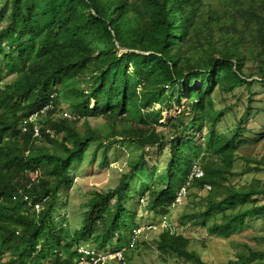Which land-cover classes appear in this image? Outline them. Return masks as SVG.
<instances>
[{"label":"trees","instance_id":"16d2710c","mask_svg":"<svg viewBox=\"0 0 264 264\" xmlns=\"http://www.w3.org/2000/svg\"><path fill=\"white\" fill-rule=\"evenodd\" d=\"M7 17L0 27V65L12 73L8 81L0 78L1 264H74L86 242L99 252L129 246L136 228L128 223L135 216L125 200L128 177L148 165L147 148L166 142L168 178L164 187L148 189L147 212L164 217L189 183L188 190L210 189L195 223L211 234L226 236L247 217L264 214V204L254 197H264L261 181L229 183L243 128L219 132L223 110L213 106L212 97L216 87L226 93L245 90L244 115L253 84L264 85V0H10ZM180 85L194 99L191 117L172 120L166 137L155 106ZM64 101L75 119L57 115ZM35 112L38 138L32 123L21 129ZM100 116L111 123L107 134L87 121ZM200 136L205 141L196 145ZM96 140L129 141L142 152L116 188L93 194L71 233L54 224V196L72 183V165ZM95 157L96 149L90 162ZM194 164L200 175L189 179ZM30 172H37L38 180L27 188ZM22 192L40 203L39 212ZM156 244L163 252L178 251L190 264H208L170 228L160 232ZM263 261L264 250H250L227 264Z\"/></svg>","mask_w":264,"mask_h":264},{"label":"rangeland","instance_id":"374dc122","mask_svg":"<svg viewBox=\"0 0 264 264\" xmlns=\"http://www.w3.org/2000/svg\"><path fill=\"white\" fill-rule=\"evenodd\" d=\"M9 4L10 0H0V27L9 20L7 17ZM0 70L1 79L8 81L12 78V73L6 70L5 65H0ZM246 72H249V68H246ZM195 85L199 87L201 82L196 81ZM89 86L90 84H86L83 87L88 89ZM251 89L253 95L250 97L249 111L244 115L243 111L247 103L245 90L237 89L233 93H226L216 87L212 93L213 106L223 110V116L216 122V129L230 135L235 127L243 128L236 138L238 154L229 182L233 186L247 185L254 179L264 185V85L254 83ZM193 100L187 95L186 88L180 85L174 88L166 102L156 104L155 109L161 112L159 123L164 127H160V131L164 136L169 137L172 133L170 126L172 120L182 117L187 121L191 117ZM66 101L61 104V112L57 113L59 117H63L65 112L70 114ZM93 105L94 101H91L90 107ZM240 117L242 118L239 120ZM87 121L104 134L112 130L108 117L89 118ZM84 123L81 121L78 127L82 129ZM202 136L196 138L194 142L196 145L204 143ZM111 141H93L84 151L82 159L72 165V183L63 187L59 194L54 196L53 220L56 226L66 227L71 233L79 228L87 202L93 194L96 191H110L116 188L121 176L130 171V163L138 159L142 152L141 147L129 141L116 144L110 143ZM105 145L108 146L103 158L102 147ZM94 149H96V157L90 162ZM170 149L168 142L159 147L147 148L145 158L148 160V165L128 177L129 192L125 200L128 211L135 213L133 221L128 219V223L141 230L132 246L123 245L121 252L125 262L127 264H190L179 255L178 251L163 252L157 246L156 238L165 228H170L186 237L187 249L197 253L208 264H227L230 259L236 257L237 253L247 254L250 250H264V214L247 217L243 223L231 228L226 236L211 234L201 224L195 223L206 206L204 199L208 197L210 189L200 191L197 187L190 186L188 196L183 203L170 209L164 217L145 210L149 199L148 189L157 190L166 184ZM203 153L202 147L201 155ZM223 190L221 188L219 192ZM254 197L257 204H264L263 196ZM108 208L109 205L106 209ZM150 225H157V228L149 229ZM94 246L93 242L82 244V248L87 251L102 253ZM262 263L264 264V261Z\"/></svg>","mask_w":264,"mask_h":264},{"label":"built area","instance_id":"2783aa9c","mask_svg":"<svg viewBox=\"0 0 264 264\" xmlns=\"http://www.w3.org/2000/svg\"><path fill=\"white\" fill-rule=\"evenodd\" d=\"M46 109H48V106L43 107L40 112H44ZM39 112H35L34 114H32L28 119L24 120L22 123V131L25 132L27 131L28 127H27V122L32 123L31 124V129L33 131V135L35 138H38L40 136V124L38 122H36V117L37 114ZM63 117L64 118H69V119H75L74 116H72L71 114H69L68 112L63 113ZM194 175L199 176L200 175V168L197 164H194L192 166V171L191 174L189 176V179H191ZM30 183L27 185V188H29L32 183L36 182L38 180V174L37 172H30ZM188 184L186 183L184 186H182L176 195V198L174 200V202L171 205V209H174L175 207H177L178 205H180L181 203H183V201L187 198L188 196ZM22 197L23 199L29 203L30 206L33 205L34 209L39 212L41 210V205L39 202H35L31 199L30 194L22 192ZM163 223V220H162ZM149 229H156L157 225H150L148 227ZM141 229H135L131 238V242L130 245L132 246L136 240V238L138 237V234L140 232ZM78 253H80V258L75 260L74 264H115L116 260H119L121 262V264H127L125 262V259L122 255V252H108V253H93L92 251H87L85 249H83L82 247L78 248ZM1 264V263H0Z\"/></svg>","mask_w":264,"mask_h":264},{"label":"clouds","instance_id":"9594fccd","mask_svg":"<svg viewBox=\"0 0 264 264\" xmlns=\"http://www.w3.org/2000/svg\"><path fill=\"white\" fill-rule=\"evenodd\" d=\"M137 229V228H136ZM135 230V229H134ZM134 232V231H133ZM131 242V241H130ZM109 252V251H108ZM108 252H102V253H108ZM110 252H112V253H114L113 251H110Z\"/></svg>","mask_w":264,"mask_h":264}]
</instances>
